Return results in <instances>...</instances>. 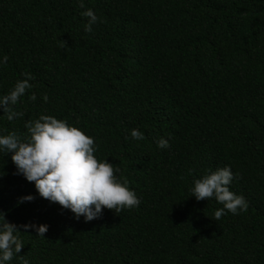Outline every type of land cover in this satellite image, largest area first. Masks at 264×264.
<instances>
[{"label": "trees", "instance_id": "trees-1", "mask_svg": "<svg viewBox=\"0 0 264 264\" xmlns=\"http://www.w3.org/2000/svg\"><path fill=\"white\" fill-rule=\"evenodd\" d=\"M85 8L98 17L91 32ZM3 55L0 94L24 72L32 87L14 106L22 116L0 114V132L23 139L25 120L65 119L140 198L76 218L0 152V210L24 242L7 264H264V0H0ZM225 164L247 208L216 219L222 204L189 189Z\"/></svg>", "mask_w": 264, "mask_h": 264}, {"label": "clouds", "instance_id": "clouds-1", "mask_svg": "<svg viewBox=\"0 0 264 264\" xmlns=\"http://www.w3.org/2000/svg\"><path fill=\"white\" fill-rule=\"evenodd\" d=\"M80 4L83 7V0H80ZM81 15L88 18L84 31L91 32L92 25L98 19L97 15L91 8H85ZM6 61V55L0 56V65ZM21 75L24 78L17 79L6 93L0 94V114L9 121L23 115L14 106L26 89L32 87L29 82L31 73L24 72ZM40 95L43 101L48 100L46 92ZM28 99L35 100L36 93H30ZM24 127L27 134L23 139L15 130L0 132V152L10 153L16 173L34 182L41 197L58 202L71 210L76 218L82 214L85 220L98 217L102 206L118 213L122 207H135L140 203L135 190L128 186V181L114 175L119 168H114L106 157L98 159L94 155V138L75 124L41 113L36 119L25 120ZM130 135L134 139L143 138V133L137 128L130 129ZM156 144L168 148L169 140L161 136ZM188 171L191 173L192 169ZM232 177L231 167L225 164L205 172L199 178L194 177L189 191L196 200L214 197L222 204L214 212L216 219L225 210L235 214L247 208V200L242 194L230 190ZM31 199L33 195L29 193L18 197V202ZM20 227L32 228L35 235L43 237L48 225L26 222ZM20 232L18 226L6 220L4 211L0 210V264H7L23 246ZM18 259L21 264H29L22 256Z\"/></svg>", "mask_w": 264, "mask_h": 264}]
</instances>
